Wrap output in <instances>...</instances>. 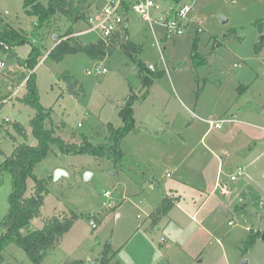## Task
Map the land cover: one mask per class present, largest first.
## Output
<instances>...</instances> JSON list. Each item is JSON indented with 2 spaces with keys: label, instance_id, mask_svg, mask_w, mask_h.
Instances as JSON below:
<instances>
[{
  "label": "rangeland",
  "instance_id": "rangeland-1",
  "mask_svg": "<svg viewBox=\"0 0 264 264\" xmlns=\"http://www.w3.org/2000/svg\"><path fill=\"white\" fill-rule=\"evenodd\" d=\"M166 1L156 0L162 10L167 7ZM37 2L46 7L49 0ZM92 2L85 0L91 6L89 13L93 12L95 6ZM30 8L25 7L24 0H0V26L8 24L17 31L27 33L29 42L31 34L37 33L36 40L42 47L39 63L33 72L40 102L52 110V122L47 123L46 127L55 125L60 129V124L64 123V128L56 131L57 136L68 141L77 136L78 142L85 136L94 145H104L107 124L121 125L118 112L125 99L132 94L140 99L150 89L145 100L134 107V126L138 130L128 135L121 145L126 152V160H130L131 154L134 156L133 149L142 151L138 152L142 154L141 160L136 162L143 168L139 171L140 175L133 176L138 183L136 186L132 185L131 188L128 184L131 181L126 176L132 178L131 174L119 173L117 169L114 176L109 175L115 170L111 160L88 155L64 156L55 146L36 167V177L48 183L49 194L41 212L43 217L55 214L64 216L62 211L67 215L73 212L79 216L73 224H76L74 229L71 228L73 239H69L64 248L47 254L44 264H59L67 250L71 252L77 247L81 254L76 255H85L89 247L96 255L104 241L110 243L111 233L113 246L118 249L123 245L119 260L126 264H138L133 253L138 248L126 243L136 225L145 222L144 225L148 226L147 216L138 209L140 203H145L146 199L154 201L157 194H163L167 185H175L181 179L188 184L182 193L183 198L195 196V202L185 201L180 210L174 212L175 219L185 230L181 236L174 229L171 236H167L163 229L167 221H164L161 232L154 231L149 235L152 245L166 255L154 264H168V259L173 264H195L186 255L195 257L202 250H205L202 264H264V47L260 53L254 52L255 44L264 35V28L260 33L255 26L256 21L264 19V0H196L192 13L195 20L189 32L180 37L167 36L160 26H155V38L146 22L129 13V33L131 41L138 48L137 52L126 55L116 48L111 56L98 60L78 53L66 56L61 62L53 61L48 54L57 41L66 38L64 34L71 22L56 14L36 28L39 19L37 15L29 13ZM160 12L153 11L152 16L161 15ZM221 18L226 19L227 23L222 24ZM85 29L86 24L79 22L73 28L77 32L73 38L83 45L100 39L99 32L82 33ZM225 36H229V39H225ZM30 46L26 43L12 46L11 50L19 58L25 59ZM0 61L6 63L0 76L1 101L6 95L14 93L19 85L17 73L23 72L29 76L30 72L19 67L15 58L10 59L2 51ZM149 65L162 75L152 79V88H144L140 78L152 77V72L147 70ZM102 69L106 72L102 73ZM87 71H91L92 75H87ZM64 72H68L77 83V96L67 94L64 81L58 79ZM203 85L196 111L199 119L224 120L232 118L231 114H234L236 121L223 124L220 130H211L205 136V124L192 119L181 105L191 107L197 89ZM23 89L0 107V150L3 152L0 162L12 151L11 137L24 142L12 126L17 123L27 132L31 131L29 121L35 112L20 104L16 98L21 97ZM248 104L247 110H240ZM169 112L175 114L174 121L170 122L172 132L158 133L161 126L166 125L165 121H169L163 120L165 117L162 113ZM4 118L10 121L4 122ZM33 143L35 145L36 140L31 136L26 144ZM219 159L222 162L220 171ZM149 167L153 170L152 175ZM238 168H242L245 175L231 182L229 177ZM56 169L64 170L67 176L55 181L53 175ZM85 172L93 174L88 181L84 180ZM141 173H147L148 179L153 176L155 184L160 183L159 187L151 191L148 183H145L146 176H141ZM217 174L231 190L229 196L219 197L220 190L215 188ZM140 186H144V190ZM27 187L26 195L29 197L33 188L31 179ZM122 188L132 195H126L121 200ZM138 188L142 194H133L132 189L137 191ZM107 190L111 194L108 209L102 205L106 201L103 194ZM10 192V175L3 174L0 176V224L8 211ZM210 193L225 206L220 208L221 213L215 219L207 221L204 231H201L197 229L198 222L192 220L191 214L203 196ZM113 194L120 195V198L114 199ZM117 205H124L119 210V220L115 219V212L110 211ZM105 212L107 218L103 226L92 229L87 217ZM203 216L204 212H201L198 220ZM42 224L40 220L34 222L33 229H41ZM3 232L0 225V236ZM252 235H257L254 245L243 252L245 242ZM160 237L165 239L161 246L157 244ZM76 240L80 245L76 244ZM167 246L171 248L169 254ZM2 257L3 264H33L24 251L14 245H8Z\"/></svg>",
  "mask_w": 264,
  "mask_h": 264
},
{
  "label": "trees",
  "instance_id": "trees-1",
  "mask_svg": "<svg viewBox=\"0 0 264 264\" xmlns=\"http://www.w3.org/2000/svg\"><path fill=\"white\" fill-rule=\"evenodd\" d=\"M178 3L180 0H173ZM25 7H30V14L37 15L39 22L36 28L47 22L56 14L63 16L71 22V26L65 32V39L57 41L54 47L49 51L48 56L55 62H61L68 55H76L84 53L92 60H98L105 56H111L116 51V45H106L101 40L92 44H81L73 35L77 32L73 27L79 22L83 24L87 21V12L90 3L86 4L85 0H49L46 7L40 5L37 0H24ZM2 18L0 16V24ZM255 26L261 33L264 28V19L256 21ZM36 32V31H35ZM28 34L23 31H17L10 25L0 26V44H5L10 48L12 46H21L26 43L30 44V51L25 59L19 58L13 51L8 53L10 59L15 58L19 67L30 72L29 76H25L23 72L18 74V84L25 82V93L22 97L17 98L20 104L30 107L34 110V115L29 121L30 134L36 140V145L26 144L27 134L20 124L15 123L12 127L15 132L24 140L22 143H16L12 139L13 150L9 156L0 162V176L3 174L10 175L11 192L8 196V211L0 224L4 232L0 236V264H3L2 253L8 245H14L24 251L28 260L33 264H42L44 258L50 251L56 249L63 236L69 232L78 215L71 212L70 215L52 216L44 220L41 229L31 230V222L41 217V209L44 200L48 196V183L45 179H38L34 174L36 167L52 152V146H55L59 153L64 156L88 155L94 158H106L111 160L113 165L123 157L120 149L121 141L134 130L133 107L137 102L135 95H130L125 99L123 107L119 110L118 116L121 126L114 128L112 124H107V135L105 136L104 145H94L87 137L82 136L78 143L65 141L56 135V131L64 128L61 123L60 129L55 125L46 127L47 123H51V109L43 107L40 102L39 92L36 85L34 69L39 63L41 56L37 33L31 34V41H28ZM229 39V36H225ZM34 41V42H32ZM34 43V44H33ZM195 44L193 45V49ZM264 47V35L255 44L254 52L260 53ZM120 52L130 55L138 48L132 42L122 44L117 48ZM2 47L0 45V51ZM162 72H152V77H141L140 83L145 88L151 86L152 79L160 77ZM66 85V92L69 95L77 96V83L72 80L68 72H64L58 76ZM200 87L196 91L198 98L203 91ZM8 95H6V98ZM5 99V98H4ZM2 99V100H4ZM0 155H3L0 151ZM33 181V188L29 197H26L27 181ZM177 199L165 197L153 210L148 218L151 219V225L155 226L158 221L167 215L172 209ZM111 211V210H110ZM105 216L102 214L89 215L88 221L94 220L97 228L103 223ZM257 239V235L249 236L245 242L243 252L253 246ZM117 252L112 251L110 244L107 242L103 245L102 251L98 259L92 264H119L114 261ZM62 264H86L82 260L65 261Z\"/></svg>",
  "mask_w": 264,
  "mask_h": 264
},
{
  "label": "crops",
  "instance_id": "crops-1",
  "mask_svg": "<svg viewBox=\"0 0 264 264\" xmlns=\"http://www.w3.org/2000/svg\"><path fill=\"white\" fill-rule=\"evenodd\" d=\"M166 2H168V3H173L174 1L173 0H167ZM193 17V15L191 16V21H192V23L194 22L193 20H195L194 19V17ZM192 23H191V25L189 26L190 28H189V30L191 29V26H192ZM74 28V27H73ZM189 30H188V32H189ZM128 33H129V28H128ZM129 37H130V42H132L131 40H132V37H131V35H130V33H129ZM199 37L197 36L196 37V39H198ZM133 43V42H132ZM134 44V43H133ZM55 45V44H54ZM135 52H137V50L135 51ZM148 70V69H147ZM154 71H155V67H154ZM154 71H150V72H154ZM21 84V83H20ZM152 86H153V83L151 84V87L150 88H152ZM204 88V87H203ZM24 91H23V93L21 94V97H22V95L25 93V88L23 89ZM150 93V89L149 90H147V92H146V94L145 95H143V96H141V98L140 99H138L137 100V102L135 103V105H134V107L137 105V104H140V103H142L143 102V100H145V98H146V96L148 95ZM136 96V95H135ZM16 98H20V97H16ZM40 98V97H39ZM199 100H200V96L198 97V98H196L195 97V102H193V103H191V107H187V106H185V104H183V103H181V105H182V107L184 108V110L187 112V114L192 118V119H197L199 122H201V123H203V124H205L203 121H201L202 120V118H200L199 119V117L196 115V111H197V109H198V102H199ZM180 101V100H179ZM248 106H249V104L248 105H246L245 107H242L240 110H247V108H248ZM44 107V106H43ZM133 107V117H134V108ZM165 112V111H164ZM162 115L165 117V119L163 118V120H169V121H165L166 122V125L164 126V125H162L161 126V129H160V131H158V133L160 132V133H164V134H166V131H169V132H172V125H170V122H172V121H174V117H175V114H172L171 112H169L168 114H165V113H162ZM231 117L234 119V114H231ZM207 119H211V118H207ZM203 120H205V119H203ZM235 120V119H234ZM134 121H135V119H134ZM114 128H118V127H120V126H118V127H116V126H114V125H112ZM205 126L207 127V130H206V132H205V134H204V136L205 135H207L211 130H214V129H211V130H209V128H208V126L205 124ZM138 129L136 128V126L134 127V130L132 131V132H130L128 135H130V134H135V132L137 131ZM216 130H220V129H216ZM26 131V134H27V140H30V137H31V135H30V131L29 132H27V130H25ZM128 135L124 138V139H126L127 137H128ZM7 136H8V134H7ZM203 136V137H204ZM11 137V136H10ZM77 136L76 137H74V139H72L71 141L72 142H76V143H78V141H77ZM12 139H14L15 141H16V143L18 144V143H22V142H20L17 138H14V137H11V142H12ZM124 139L121 141V143H120V149H121V145H122V143H123V141H124ZM32 140V139H31ZM64 140V139H63ZM182 140H184V139H182ZM65 141H67V140H65ZM27 142V141H26ZM34 146V143L33 144H31V146ZM36 145V144H35ZM12 150H13V144H12ZM1 151V150H0ZM121 151H122V153H123V157L121 158V160H122V162L121 163H119V161H118V163L117 164H115V165H112V167H113V169H115L114 171H113V173H114V175L116 174V172L119 170V173L120 172H124V173H126V174H131V176H132V178L130 177H127L126 176V178H128V179H130V181L131 182H129L128 184L130 185V187L132 186V185H135L136 186V184H138V183H136L135 182V180H133V176L135 177V176H137V175H140V173H139V171H140V169L141 168H143V167H140L139 166V164L136 162L137 160H141V156H142V154H138V152L139 153H141L142 151H136L135 149H133V155L134 156H132V154L130 155V160H126V152L125 151H123V149H121ZM2 152V151H1ZM12 152V151H11ZM144 153V152H143ZM2 154H3V152H2ZM145 154V156L147 155L148 156V154L147 153H144ZM144 156V157H145ZM128 157V156H127ZM132 157H133V159L134 160H132ZM222 158V157H221ZM132 160V161H131ZM113 164V163H112ZM221 164H222V162H221V160L219 159V171H220V168H221ZM132 165V169H130V166ZM118 167V168H115V167ZM118 169V170H117ZM148 171H150V173H151V175H152V172H153V170L152 169H150V167L148 168ZM128 172H130V173H128ZM147 172V171H146ZM147 173H141V176H146L145 178H147V181L145 182L146 184H147V186H149L150 187V190L151 191H154V189L156 188V186L157 187H159V185H160V183H158L157 185L155 184V179H154V177L152 176L150 179H148V177H147V175H146ZM168 173H166V175H167ZM110 176H114V175H112L111 174V172H110V174H109ZM219 174H217V179H216V184H215V188L216 189H218V190H220L219 188H218V185H219V183H221L222 181H220V177L218 176ZM93 177V174L91 175V177L90 178H92ZM168 177H171V175H169ZM27 183H28V181H27ZM176 185H177V187H176ZM188 186V184L186 183V182H184L182 179L181 180H177V182H176V184L174 185V184H172V186H170V185H167L165 188H164V191L162 192L163 194L162 195H159V194H157L156 196H155V198H154V201H148L147 199L145 200V203H143V202H141L140 203V208H138L139 210H143V212L145 213V215L147 216V219H148V226H145L144 224H145V222L144 223H142V224H138V225H136V228L133 230V232H132V234L130 235V237L128 238V241H127V243H126V245H132L133 247L135 246V247H137L138 248V250H136V249H134L133 250V253L135 254V258H136V260H137V263L138 264H154V263H156V261H161L162 259H164L165 258V256L166 255H164V253H162L161 252V250H159V249H157V247L154 245H152V239L149 237V235L151 236L152 235V232H154V231H156V232H161L162 231V226H163V223H164V221H167V224H165L166 226L163 228V229H165V232L167 233V236H171V234H172V229H174V231H177V232H179V236H181V234H183L184 232H185V230H184V228L180 225V223L175 219V217H174V212L176 211V210H180V208L183 206V204H184V202L186 201V202H189V203H192V204H194V202H195V196H191L190 198H188V197H185V198H183V196H182V193L184 192V190L186 189V187ZM143 187L144 186H140V188L141 189H143ZM126 188H127V186H126ZM125 188V189H126ZM132 188V187H131ZM140 188H138V190L136 191L135 189H132V190H134L133 192H135V193H133V194H135V195H140V194H142V192H140L141 190H140ZM27 189H28V187H27ZM122 190V193H121V198H120V195H116V194H113V197H114V199L117 197V199L118 198H120L121 200L122 199H124V197H126V195L128 196H130V195H132V193L130 194V193H126L125 191H124V188H122L121 189ZM144 190V189H143ZM142 190V191H143ZM108 191V190H107ZM114 191V190H113ZM120 191V190H119ZM119 191H118V193H119ZM106 192V191H105ZM220 192V191H219ZM27 193V192H26ZM197 194H199V191H197L196 192ZM196 194V195H197ZM221 196H223L221 193H220V198H222ZM26 197H27V195H26ZM165 197H169V198H172V199H177V202L174 204V206L172 207V209L167 213V215L166 216H164V217H162L159 221H158V223L155 225V226H152L151 225V219L150 218H148L149 217V215L153 212V210L157 207V205L161 202V200L163 199V198H165ZM224 197V196H223ZM45 200H46V198H45ZM45 200H44V203H45ZM125 205L127 204L126 202L124 203ZM146 204V205H145ZM44 206V205H43ZM124 206V205H123ZM123 206L121 205V206H119V205H117L116 207H114L112 210H111V212H115V219H117V220H119L120 218H121V214L119 213V210H121L122 208H123ZM224 206H225V204L222 202V201H220V200H218L217 198H214V194L212 193H210V194H208L207 196H203V199L200 201V204L195 208V210H194V213L193 214H191V217H192V220H196L197 222H198V224L196 223V227H197V229H200L201 231H204V225L207 223V221L210 219V218H212V219H215L220 213H221V209L220 208H224ZM43 208V207H42ZM205 209H206V211H205ZM243 209V208H242ZM244 210V209H243ZM41 212H42V209H41ZM137 212H139V211H137ZM201 212H204V216L201 218V220H198V216H199V214L201 213ZM62 213H64V214H62V215H67L64 211H62ZM61 214V213H60ZM98 214H100V213H98ZM102 215H104L105 216V218H104V221H103V223L105 222V219L107 218V212H105V214H102ZM119 215V216H118ZM52 216H59V215H57V214H55V215H52ZM51 216V217H52ZM116 216H118V218L116 217ZM136 216H139L138 214L136 215ZM61 217V216H60ZM140 217V216H139ZM48 218H50V217H48ZM48 218H44L43 217V214L41 213V217L39 218V219H36V220H33L32 222H31V227H30V229L31 230H34L33 229V224H34V222H36V221H38V220H40L42 223L44 222V220H46V219H48ZM103 223L98 227V228H101L102 226H103ZM43 225V224H42ZM76 225V224H75ZM75 225L72 227V229H74V227H75ZM72 229L68 232V233H66L64 236H63V238H62V240L60 241V243H59V245H58V247L56 248V249H62V248H64L63 247V245L64 244H66V242L70 239H73L72 238V236H71V234L73 233L72 232ZM142 229V230H141ZM112 236H113V233H111V236L109 237V240H110V246H111V249H112V251H114V252H117V254H116V256H115V259H114V261H118L119 262V264H126L125 262L123 263V262H121V260H119V258H118V255H119V252H120V250H122V246H120V247H118V249H116L114 246H113V242L111 241L112 240ZM133 237H135V238H133ZM135 239V240H134ZM105 243H107L108 241H104ZM165 242V239L163 238V237H160L159 238V240L157 241V244L159 245V246H161V244H163ZM174 242V241H173ZM104 243V244H105ZM141 243H143L142 245H141ZM76 244H78V245H80V243L76 240ZM103 243H102V245H100L99 246V248H100V250L98 251V253L96 254V255H94V250L93 249H91V247H89V249H88V251L85 253V255H83V256H80V255H76V254H81V253H78V250H79V247H77L76 245L74 246V247H77L76 248V250H73V251H68L67 250V252H65V256L63 257L64 259H62V261H60V263L59 264H62L63 262H65V261H71V260H82V261H84L86 264H92L96 259H98L99 258V256H100V253H101V251H102V247H103V245H104ZM176 244V243H175ZM219 245H220V243H218ZM125 245V246H126ZM127 246V247H128ZM56 249H54L53 251H50V252H54ZM166 250L168 251L167 252V254H169V253H171V248L170 247H166ZM205 252V250H202L201 252H199V254H197L195 257H190V255H186L188 258H191L192 260H193V262L195 263V264H202V262L204 261V257H202L203 256V254H204V252ZM49 252V253H50ZM64 252V251H63ZM49 253H48V255H49ZM47 255V256H48ZM46 256V257H47ZM46 257L44 258V260L43 261H45V259H46ZM167 261V263L168 264H173L169 259L168 260H166ZM42 264H44V262H42Z\"/></svg>",
  "mask_w": 264,
  "mask_h": 264
},
{
  "label": "built area",
  "instance_id": "built-area-1",
  "mask_svg": "<svg viewBox=\"0 0 264 264\" xmlns=\"http://www.w3.org/2000/svg\"><path fill=\"white\" fill-rule=\"evenodd\" d=\"M93 2L95 3L93 12L89 13L91 8L90 6L87 12V21L85 23L86 29L82 33L93 31L99 32V40H101L106 45H116V47L119 48L120 45L130 42L128 33L129 13L135 14L140 20L146 22L150 30L153 32L155 38V26H160L167 36L180 37L185 35L190 28L189 26L192 23L191 16L194 12L196 0H180L178 3H168L166 9L164 10L160 8L156 0H93ZM153 11H161V15L154 17L152 16ZM156 44L160 50L157 40ZM0 45L2 47V52L8 54L12 51L7 45ZM5 68L6 63L4 61H0V76L3 72V69ZM147 69L149 71H154V66L149 65ZM101 72L105 73L106 70L102 69ZM97 73H99L98 70ZM86 74L92 75V72L87 71ZM23 88H25V82H22L16 86L14 93L9 94L7 98L1 100L0 107L8 100L14 98L16 94ZM3 121L9 122L10 120L8 118H4ZM201 121L207 124L209 130L221 129L223 124H231L236 122L232 118H226L224 120L202 119ZM262 130L264 131V127ZM244 175V170L242 168H238L236 172L229 177V180L231 182H235ZM167 176H169V174H167ZM218 188L220 189V193L223 196H229L231 193V190L223 182L219 183ZM103 196L106 201H104L102 205L108 209V206H110L111 202V194L109 191H106L104 192ZM118 216L116 217L118 218ZM137 218H139V216H137ZM228 224L232 225L230 222ZM89 225L92 229L97 228L93 219L89 221ZM247 230H249V228H247Z\"/></svg>",
  "mask_w": 264,
  "mask_h": 264
},
{
  "label": "water",
  "instance_id": "water-1",
  "mask_svg": "<svg viewBox=\"0 0 264 264\" xmlns=\"http://www.w3.org/2000/svg\"><path fill=\"white\" fill-rule=\"evenodd\" d=\"M221 23L222 24H226L227 23V20L224 19V18H221ZM112 175H114L113 172H111ZM91 173L90 172H85L84 174V180L85 181H88L91 177ZM64 176H67V173L62 170V169H56L55 172H54V175H53V179L56 181L58 179H60L61 177H64ZM244 264H246V262H244Z\"/></svg>",
  "mask_w": 264,
  "mask_h": 264
}]
</instances>
